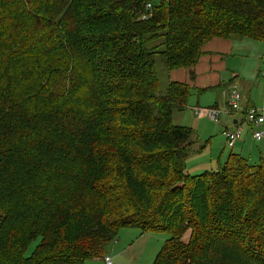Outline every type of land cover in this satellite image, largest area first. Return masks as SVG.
<instances>
[{"label": "trees", "instance_id": "obj_1", "mask_svg": "<svg viewBox=\"0 0 264 264\" xmlns=\"http://www.w3.org/2000/svg\"><path fill=\"white\" fill-rule=\"evenodd\" d=\"M213 38L264 43V0H0V264H87L129 228L168 235L152 264H264V160L188 174L191 94L160 90Z\"/></svg>", "mask_w": 264, "mask_h": 264}, {"label": "crops", "instance_id": "obj_2", "mask_svg": "<svg viewBox=\"0 0 264 264\" xmlns=\"http://www.w3.org/2000/svg\"><path fill=\"white\" fill-rule=\"evenodd\" d=\"M261 44L264 43L249 39L213 38L202 46V53L195 66L174 69L166 73V82L171 81L185 84L191 94L187 102L188 107L183 113L176 114L173 122L185 127L187 126L185 123L187 113L197 120L208 118H198L194 115L193 108H198L199 106L203 108L216 107L222 111L220 115L233 116V128L230 130L240 127L241 132H243L244 127H241L243 114L242 112L229 114L226 94L228 88L235 87L241 95L240 105L242 109L264 107V75L262 74L264 61L258 58V52L252 53V56H250L251 48L254 46L253 48L256 49ZM191 129H195V141L191 146L194 152L187 158L185 163L188 174L198 175L205 171L216 172L222 168L223 163H226L228 159L225 160L223 150L218 152L217 149L210 147V154L206 155L205 147L198 142V133L203 131V129L199 128L198 125L193 126ZM246 129L249 131L248 127ZM248 134L251 136L250 131ZM240 139L230 147L227 146L226 141L225 145L231 151L234 148L237 151H241L244 142ZM263 141L264 139L257 143H263ZM207 144L212 146L213 141L211 140ZM231 153L233 154V152ZM238 153L242 154V152ZM261 155L264 156L262 149Z\"/></svg>", "mask_w": 264, "mask_h": 264}, {"label": "rangeland", "instance_id": "obj_3", "mask_svg": "<svg viewBox=\"0 0 264 264\" xmlns=\"http://www.w3.org/2000/svg\"><path fill=\"white\" fill-rule=\"evenodd\" d=\"M254 47V46H253ZM251 48L250 56L252 53L258 52V58L264 61V44H261L256 49ZM264 66V62H263ZM162 67L161 63H159V78H160V90H162V86L166 84L165 73L160 72V68ZM165 87V86H164ZM203 108V107H202ZM236 114V113H235ZM233 116H227L225 114H221L219 117L220 122H212L208 118L197 120L191 114L187 113L185 116L186 127L192 128L193 126H199V128L203 129L200 133H198V142L203 145L206 150V155L210 154V147L213 149H217L218 152L223 150V156L225 160L232 154H236L248 164L256 165L260 164L261 161L264 160V141L263 143H257L252 140L251 136L248 134L247 126L241 125L243 128V132H241L242 138L241 141L244 142V145L241 148V151H237L233 149H229L225 145V138L221 134L225 129L229 130L233 128L232 125ZM185 125V123L182 121ZM193 130V129H192ZM195 131V129L193 130ZM241 131V130H240ZM213 141L212 146H210V141ZM238 152H242L238 153ZM204 154V155H205ZM225 163H223V166ZM200 175V174H198ZM188 235H184L182 240H188ZM168 235L166 233H142L138 229L129 228V229H121L118 233V236L114 240V243L109 244L105 247L104 253H102V257L99 259H91L87 262V264H105L103 258L109 257L112 260V264H152L159 252L160 248L166 242ZM39 239H36L29 243V246L26 250V254H30L34 251L36 246L39 244ZM131 260V261H130Z\"/></svg>", "mask_w": 264, "mask_h": 264}, {"label": "built area", "instance_id": "obj_4", "mask_svg": "<svg viewBox=\"0 0 264 264\" xmlns=\"http://www.w3.org/2000/svg\"><path fill=\"white\" fill-rule=\"evenodd\" d=\"M146 10H151V4L149 1L146 2ZM264 75V70L262 72ZM227 105L229 114H235L238 112H242L243 120L242 125H246L249 128L252 139L255 142H259L264 139V107H250L246 109H242L241 95L235 87L228 88L227 91ZM195 116L199 117H208L213 122H219L220 113L222 112L220 109L214 108H193L192 109ZM222 135L225 138L226 144L228 147L232 146L241 138L240 127L234 130L225 129L222 132ZM105 264H112V260L109 257L103 258Z\"/></svg>", "mask_w": 264, "mask_h": 264}]
</instances>
